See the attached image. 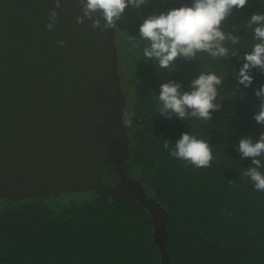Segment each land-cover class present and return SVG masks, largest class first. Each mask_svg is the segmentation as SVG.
<instances>
[{"label":"trees","instance_id":"obj_1","mask_svg":"<svg viewBox=\"0 0 264 264\" xmlns=\"http://www.w3.org/2000/svg\"><path fill=\"white\" fill-rule=\"evenodd\" d=\"M190 4L147 0L125 9L114 28L125 96L121 114L149 118L159 109L162 83L177 81L187 91L201 72L223 79L217 96L221 108L207 122L165 119L159 113L148 122L127 125L130 154L123 168L168 214V264H264V192L242 177L252 163L237 151L241 138L258 139L264 132L254 119L260 104L255 91L264 84V72L253 69L248 88L237 81L244 53L259 42L246 22L253 13L264 14V0H248L223 21L225 33L240 37L236 45L225 42L226 58L201 53L194 60L177 59L174 71L161 70L143 56L145 42L137 46L131 37L139 40V26L149 15ZM184 132L209 142L211 167L186 165L163 148L166 140L175 143ZM102 181L105 186L118 181L111 166L104 168ZM152 232L149 212L135 200L114 201L93 191L0 198V264H160Z\"/></svg>","mask_w":264,"mask_h":264},{"label":"water","instance_id":"obj_2","mask_svg":"<svg viewBox=\"0 0 264 264\" xmlns=\"http://www.w3.org/2000/svg\"><path fill=\"white\" fill-rule=\"evenodd\" d=\"M60 4L49 31L55 0H0V198L93 191L135 200L150 214L160 264H168V214L123 168L130 151L122 121L140 125L159 109L144 120L122 116L114 28L78 25L79 0ZM106 166L118 176L111 186L102 181Z\"/></svg>","mask_w":264,"mask_h":264},{"label":"clouds","instance_id":"obj_3","mask_svg":"<svg viewBox=\"0 0 264 264\" xmlns=\"http://www.w3.org/2000/svg\"><path fill=\"white\" fill-rule=\"evenodd\" d=\"M146 2L147 0H79L83 15L76 17V23L83 24L87 19L91 21V27L106 32L116 27L127 7L139 8ZM247 3L248 0H191L190 5L149 15L139 26V40L133 37L131 39L137 46L140 41L145 42L143 56L148 61H154L161 70L174 71L177 59L194 60L201 53H207L213 59L226 58L230 50L225 47V42L230 41L236 45L240 42V37L225 33L221 25L234 9H242ZM60 7V0H55V8L50 10L49 23L46 25L49 31L58 20L56 9ZM96 13L100 14L99 18H95ZM101 20L104 21L103 24ZM246 27L252 30L253 39L259 42L253 44L251 50L246 51L242 57L244 63L239 68L237 81L244 88L253 83V69L264 72V14L253 13L247 20ZM58 43L63 46L66 41L60 40ZM232 55H236V52L233 51ZM222 82L223 79L214 72H201L190 81V89L187 91H182V85L177 81L162 83L157 96L158 111L165 119L175 116L182 121H210L212 113L221 108L217 96ZM255 95L260 104L254 119L258 124L264 125V84L255 91ZM122 122L124 125L131 124L129 119ZM163 148L171 157L198 169L211 167L214 159L209 142L189 132L182 133L175 143L166 140ZM237 151L242 159L251 158L252 163V166L242 171V177L250 180L256 191L264 192V172L260 170L264 158V132L260 133L258 139L250 136L241 138Z\"/></svg>","mask_w":264,"mask_h":264}]
</instances>
